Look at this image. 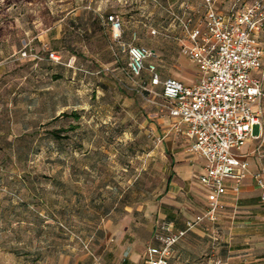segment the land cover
I'll return each instance as SVG.
<instances>
[{"label": "rangeland", "instance_id": "374dc122", "mask_svg": "<svg viewBox=\"0 0 264 264\" xmlns=\"http://www.w3.org/2000/svg\"><path fill=\"white\" fill-rule=\"evenodd\" d=\"M182 6L202 8L201 0H0V264H124L127 251L142 256L152 243L186 147L160 88L129 75L106 18L120 17L122 42L136 32L135 44L157 54L163 78L188 84L196 68L170 21ZM26 43L34 50L23 57ZM188 196L189 211H200ZM255 200L248 216L264 238V201ZM229 232L219 224L188 233L171 264H222Z\"/></svg>", "mask_w": 264, "mask_h": 264}, {"label": "built area", "instance_id": "2783aa9c", "mask_svg": "<svg viewBox=\"0 0 264 264\" xmlns=\"http://www.w3.org/2000/svg\"><path fill=\"white\" fill-rule=\"evenodd\" d=\"M218 1L201 0V10L182 6L170 11L171 27L180 31V53L197 70V80L192 84L163 78L157 54L135 44L136 32L130 43L122 42V20L116 14L107 17L114 39L127 56L129 75L134 79L146 76L142 89L160 88L171 131L184 139L188 155L204 161L196 179L206 190L205 211L178 232H172L168 221L158 223L144 264H169L175 246L196 225L215 222L226 212L227 183H232L237 194L250 175L242 148L255 138V126H260L264 136L260 111L256 110L264 101V48L259 42L264 31V0L250 4L233 0L226 11L219 10ZM33 50L30 43L24 44L22 56L31 55ZM48 56L50 61L60 62L57 53L48 52ZM253 177L264 201V177L260 173Z\"/></svg>", "mask_w": 264, "mask_h": 264}, {"label": "crops", "instance_id": "0c3cea01", "mask_svg": "<svg viewBox=\"0 0 264 264\" xmlns=\"http://www.w3.org/2000/svg\"><path fill=\"white\" fill-rule=\"evenodd\" d=\"M232 2V0L229 1L231 5ZM106 23H108L107 18ZM259 42L261 47L264 48V31H262L259 37ZM259 75L260 74H256V76ZM256 110L260 111V123L262 129H264V101L256 107ZM260 129V126H255V138L247 141L241 151V154L245 156L246 160L249 162L250 175L243 180L237 194L232 190V183H227L228 191L225 200L227 207L226 212L222 214L217 221H204L203 223L196 225L189 232L206 236V231L210 225L226 224V226H229V237L225 240V245L229 247V254L224 257L222 264H264V254H258L256 250L258 247H264V238L254 236L257 234V229L253 226L254 222L249 220L251 217L248 216L254 214V210L252 209L255 207V197H257L258 194L261 197L262 194L261 189L253 177V174L264 170V158L260 157L261 152H264V149H262L264 148V136H261ZM184 144L185 147H187L185 141ZM186 156V160H181L176 163L174 170L176 174L175 181L171 182L173 187L171 188L170 195L161 200V203L164 206L163 209H161V212L158 213L153 231L161 221H168L172 223V232L184 230L188 222H193L195 218L206 209V190L196 179L197 174L202 170L204 161L202 159L192 157L187 153ZM189 159H193L194 161L190 163L188 162ZM262 177H264V175H262ZM188 195L195 198V202L198 200L200 211L195 213L189 211V207L186 206V204L187 201L191 202L192 200L189 199ZM186 197H188L187 201H185ZM182 240H180L179 243ZM179 243L174 248V253L169 264H171L173 260L179 259ZM240 247L246 248L239 250L238 248ZM144 254L145 252L141 256L134 249L127 251L125 254L124 264H144Z\"/></svg>", "mask_w": 264, "mask_h": 264}, {"label": "trees", "instance_id": "16d2710c", "mask_svg": "<svg viewBox=\"0 0 264 264\" xmlns=\"http://www.w3.org/2000/svg\"><path fill=\"white\" fill-rule=\"evenodd\" d=\"M127 64H128V63H127ZM127 66H128V65H127ZM52 135H53V134H52ZM54 135H55V137H59L56 133H54ZM55 137H54V138H55Z\"/></svg>", "mask_w": 264, "mask_h": 264}]
</instances>
